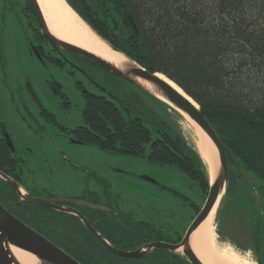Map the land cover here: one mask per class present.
I'll return each instance as SVG.
<instances>
[{"label":"trees","instance_id":"trees-1","mask_svg":"<svg viewBox=\"0 0 264 264\" xmlns=\"http://www.w3.org/2000/svg\"><path fill=\"white\" fill-rule=\"evenodd\" d=\"M65 1L115 48L148 72L165 75L198 104L237 163L228 165L222 203L245 194L252 199L251 188L264 200V0ZM116 98L90 96L81 113L84 126L72 133L111 153L174 165L207 194L206 167L196 148L141 100L130 111L126 105L121 109ZM22 167L0 139V171L12 176L8 171L18 174ZM6 183L0 184V203L15 214L20 211L47 237L58 228L52 240L72 258L82 264H116L88 231H70L65 215L55 218L50 209L26 201L16 205L18 193Z\"/></svg>","mask_w":264,"mask_h":264},{"label":"flooded vegetation","instance_id":"flooded-vegetation-1","mask_svg":"<svg viewBox=\"0 0 264 264\" xmlns=\"http://www.w3.org/2000/svg\"><path fill=\"white\" fill-rule=\"evenodd\" d=\"M15 43L23 50L21 58L18 56ZM7 45L13 48L12 53L7 50ZM104 79L103 67L87 57L65 49L48 37L27 0H0V139L5 144L4 133L9 136L14 145L16 135L11 131L13 128L25 129L27 131L25 136L38 144L84 143L72 133V130L84 126L82 110L90 96L103 95ZM77 101L81 104L80 108ZM75 114L78 121L72 118ZM15 150L11 153L16 159L23 161L24 167L18 174L8 171L13 173L12 176L5 171L2 172L24 186L30 192L29 194L53 200V207L40 203L33 204L50 209L55 218L65 215V219L70 223L69 230L72 232L83 229L88 231L90 236L99 242L101 246L99 249L103 254L106 251L114 256L113 261L116 264H191L181 243L187 227L201 207L192 199L189 200L184 191L172 188L165 190L173 200L185 203L192 210L193 214L186 224L179 218L181 216L178 214L179 208L170 204L171 199L159 206L148 203L143 209L145 218L137 217L127 210H121L117 203L119 191L100 186L94 169L89 171L90 178L95 182L94 186H88L86 178L85 188L82 189L81 194L75 197H46L43 193H34L36 188L42 187L33 181V175L29 170L30 162L22 155L24 149L15 148ZM13 176H17V179ZM3 181L0 178L2 188ZM6 185L10 184L6 183ZM249 191L252 199L245 194L242 199L222 203L221 212L223 215L225 212V215L231 216L237 222H245V231L249 234L248 245L231 242L234 247L231 248L242 257L247 256L244 255L246 249L251 250L255 264H264V200L260 199L258 204L255 199V195H258L256 190L251 188ZM253 192L255 193L252 196ZM1 198L3 200V197ZM23 201L26 200L18 195V200L14 202L20 205ZM1 205L63 250L52 240L58 236V228L48 232L47 237L27 224L22 219L20 211L15 214L5 202ZM77 213L83 216L111 246L124 251L140 250L142 255L135 258H123L111 253L81 221ZM212 214L214 221L215 213ZM155 243L176 245V247L171 249L161 245L148 246ZM218 244L221 245V243ZM222 245L226 244L222 243Z\"/></svg>","mask_w":264,"mask_h":264},{"label":"rangeland","instance_id":"rangeland-1","mask_svg":"<svg viewBox=\"0 0 264 264\" xmlns=\"http://www.w3.org/2000/svg\"><path fill=\"white\" fill-rule=\"evenodd\" d=\"M7 39L9 40L8 37ZM15 48L21 58L23 55L21 46L15 43ZM7 50L12 53L13 48L7 45ZM111 94L117 96L113 101L119 102L121 109L126 105L130 111L141 106L139 104L141 100L145 108L156 113L159 118L194 146L190 133L183 129L180 118L172 108L171 110L157 98H150L148 94L143 93L122 78L105 72L103 95L113 99L114 95L111 96ZM77 103L80 108V102L77 101ZM72 116L74 120L78 121L76 114ZM11 131L16 135L15 148L24 149L22 155L27 157L30 162L29 170L33 175V181L42 187L41 189L36 188L38 191L34 190L36 194L43 193V196L57 198L75 197L81 194L82 189L85 188L86 178L88 186H94L95 182L89 176V171L94 169L98 177L96 180L100 186L119 191L120 196L117 203L121 210L124 209L134 213L137 217L145 218L143 209L148 203L159 206L166 204L171 199L172 203L170 204L179 208L180 213L178 214L181 216L178 215V217L184 224L187 223L193 212L185 203L173 200L171 195L165 192L166 188L184 191L187 198L192 199L199 207L203 205L206 198V194L203 195L196 183L174 165H159L142 157L111 153L87 143L38 144L25 136L27 133L25 129L13 128ZM29 150L31 151L29 152ZM221 208L222 198L216 206L213 221L216 241L226 244L220 246L228 248L233 247L231 242L248 245L249 234L245 231V222H237L231 216L225 215V212L223 215ZM245 251L244 255L247 256L243 257L255 264L253 252L248 249Z\"/></svg>","mask_w":264,"mask_h":264},{"label":"water","instance_id":"water-1","mask_svg":"<svg viewBox=\"0 0 264 264\" xmlns=\"http://www.w3.org/2000/svg\"><path fill=\"white\" fill-rule=\"evenodd\" d=\"M27 1L29 3L32 12L39 20L43 30L46 31L48 37L51 40H53L56 44L61 45L65 49L70 50L78 55L87 57L89 60L103 67L110 73L122 78L128 83L134 85L136 88L145 91L148 94L152 95L153 97L159 99L160 101L165 103L168 107L172 108L174 111L176 110L175 111L176 113L182 112L183 114L188 116L211 140V142L213 143L216 149L215 160L217 163H215V165L213 166V170H210L208 161L206 160V166H207L206 173L208 178V190H207L206 198L200 210L198 211V213L195 215V217L192 219L191 223L187 227L183 241L181 243L184 245V253L188 257L191 264H203L199 260V258L195 255V253L193 252V250L189 245V235L197 227V225L207 216L211 208L214 206L215 202H217L218 205L227 185L228 165L230 164L234 167H237V163L235 162L233 157L229 154V152L226 150V148L224 147V145L216 135L211 125L208 123L205 117L200 113L198 104L197 107H195L185 96H183L175 88H173L165 79L160 77L158 72H148V70L137 64L134 60H132L128 56H126L122 51L115 48L105 38L99 35L87 22H85L68 4L67 5L83 20V22H85L89 26V28L94 33H96V35H98L103 41H105L113 51L123 55L124 61L122 62L121 67H117L114 64L106 61L105 59L77 45L61 40L60 38L53 35L49 31L46 25L45 19L42 15V12L40 10L37 1L36 0H27ZM163 76L166 77L165 75ZM137 79H141L151 83L156 88V90L162 96H164L170 103L160 99L158 96L151 93L147 88L143 87L137 81ZM4 135L6 137V145L8 146L11 152H14L15 147L11 142L9 136L6 133H4ZM0 178L5 182L9 183L18 193V195L21 196V199H24L31 203H40L48 207L54 206L53 200L45 197H36L29 194L20 186V184H18L15 180H13L12 178H10L1 171H0ZM245 181L247 184L249 185L251 184V181L247 176H245ZM21 190H23V193L21 192ZM254 193L255 192H253L251 195L253 196ZM255 199L259 204L260 198L258 195H255ZM71 201H66V202H71ZM72 202L81 203L79 201H72ZM77 215L80 217L81 221L87 226V228L96 236V238L101 243L105 245V247L111 253L123 258H135L142 255L139 252L140 250L124 251L111 246L110 244L107 243L105 239H103L96 232V230L93 227H91L88 224V222L83 218V216H81L78 213ZM155 245H161L164 247H169L171 249L176 247V245L171 246V245H164L161 243H155L148 246H155ZM10 246L17 247L25 252L34 255L39 261V264H81L80 262L72 258L70 255H68L66 252H64L62 249H60L52 242H50L48 239H46L44 236H42L41 234L30 228L24 222H22L13 214H11L0 203V264H19L11 254L9 249Z\"/></svg>","mask_w":264,"mask_h":264},{"label":"bare ground","instance_id":"bare-ground-1","mask_svg":"<svg viewBox=\"0 0 264 264\" xmlns=\"http://www.w3.org/2000/svg\"><path fill=\"white\" fill-rule=\"evenodd\" d=\"M36 1L40 7L46 25L53 35L61 40L77 45L105 59L117 67H121L122 62L124 61L123 55L113 51L105 41L96 35V33H94L89 26L83 22V20L67 5L65 0ZM159 76L165 79L173 88H175L195 107H197L196 103L193 102V100L176 84L161 74H159ZM137 81L160 99L169 102L151 83L141 79H137ZM176 115L180 118V121L183 124V129L190 133L194 147L201 156L205 166L207 160L209 169L213 170V166L217 162L215 160L216 149L211 140L188 116L182 112H178ZM216 206L217 202H215L207 216L189 235V245L191 249L203 264H252L251 261H247L246 258L240 256L232 248L220 246L217 243L215 237L216 234L214 233L212 226V213H215ZM9 249L19 264H39V261L34 255L14 246H10Z\"/></svg>","mask_w":264,"mask_h":264}]
</instances>
